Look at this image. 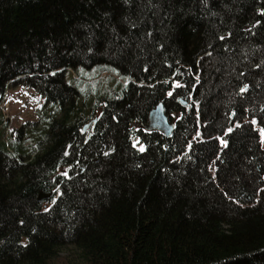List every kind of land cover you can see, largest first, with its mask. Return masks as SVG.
Listing matches in <instances>:
<instances>
[{"label":"trees","instance_id":"1","mask_svg":"<svg viewBox=\"0 0 264 264\" xmlns=\"http://www.w3.org/2000/svg\"><path fill=\"white\" fill-rule=\"evenodd\" d=\"M8 86L0 264H264V0H0Z\"/></svg>","mask_w":264,"mask_h":264},{"label":"rangeland","instance_id":"2","mask_svg":"<svg viewBox=\"0 0 264 264\" xmlns=\"http://www.w3.org/2000/svg\"><path fill=\"white\" fill-rule=\"evenodd\" d=\"M76 72L72 71L68 74L75 76ZM44 102V98L39 95L34 89L16 86L6 88L5 96L0 103V116L3 117L2 123L6 127L2 130L1 138L11 139V133L19 128L22 124L38 119V109ZM77 256V251L72 245L65 246L60 254L56 264H74Z\"/></svg>","mask_w":264,"mask_h":264},{"label":"water","instance_id":"3","mask_svg":"<svg viewBox=\"0 0 264 264\" xmlns=\"http://www.w3.org/2000/svg\"><path fill=\"white\" fill-rule=\"evenodd\" d=\"M185 103V102H184ZM95 122V120H93ZM141 127L147 131L156 130L162 132L165 136H170L175 127V122L172 118L166 114L164 105L159 102L155 108H153L147 118L146 123H141ZM84 130L87 129V124L83 127ZM40 197H45L43 194Z\"/></svg>","mask_w":264,"mask_h":264},{"label":"snow or ice","instance_id":"4","mask_svg":"<svg viewBox=\"0 0 264 264\" xmlns=\"http://www.w3.org/2000/svg\"><path fill=\"white\" fill-rule=\"evenodd\" d=\"M144 149L143 148H141V151H143Z\"/></svg>","mask_w":264,"mask_h":264}]
</instances>
